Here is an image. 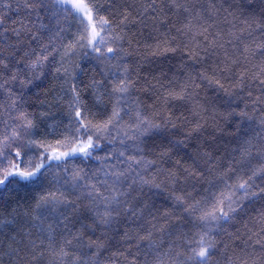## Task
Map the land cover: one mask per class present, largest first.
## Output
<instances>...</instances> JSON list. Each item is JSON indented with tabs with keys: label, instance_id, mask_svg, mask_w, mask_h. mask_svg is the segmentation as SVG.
Instances as JSON below:
<instances>
[{
	"label": "snow or ice",
	"instance_id": "6c2138e0",
	"mask_svg": "<svg viewBox=\"0 0 264 264\" xmlns=\"http://www.w3.org/2000/svg\"><path fill=\"white\" fill-rule=\"evenodd\" d=\"M0 264H264V0L0 3Z\"/></svg>",
	"mask_w": 264,
	"mask_h": 264
},
{
	"label": "trees",
	"instance_id": "16d2710c",
	"mask_svg": "<svg viewBox=\"0 0 264 264\" xmlns=\"http://www.w3.org/2000/svg\"><path fill=\"white\" fill-rule=\"evenodd\" d=\"M6 2H8V0H0V3H6ZM12 2L15 3V0H12ZM102 2H105V0H102ZM139 2H140V0H129V3H139ZM208 2L217 3V4H221V3H223L224 6L227 7L228 3L233 2V0H208ZM236 2H239V0H236ZM254 2H258V0H254ZM9 15H10V18H11V19H18V18H20L23 14H22V13H17V12L15 11V8H13V11H12ZM229 19H231V17H229ZM253 39H255L257 42H259L260 39H261V35H260V33L257 32V33L254 35V37H247V38L245 39V42H246V43H251ZM149 42H151V41H149ZM158 63L161 65V67H163V69H164L165 71H168L170 68H171L173 71L175 70V69H174V65L176 64V61H175V60H171V61H169V60H162V61H159ZM212 94H213L212 91L209 90L208 95L211 96ZM230 230H232V229H230ZM242 231H243V230H242ZM257 251H258V249H257Z\"/></svg>",
	"mask_w": 264,
	"mask_h": 264
}]
</instances>
